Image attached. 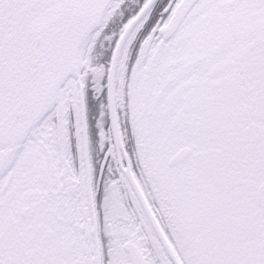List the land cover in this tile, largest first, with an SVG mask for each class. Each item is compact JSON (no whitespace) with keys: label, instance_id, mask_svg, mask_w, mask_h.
<instances>
[{"label":"snow or ice","instance_id":"snow-or-ice-1","mask_svg":"<svg viewBox=\"0 0 264 264\" xmlns=\"http://www.w3.org/2000/svg\"><path fill=\"white\" fill-rule=\"evenodd\" d=\"M0 264H264V0H0Z\"/></svg>","mask_w":264,"mask_h":264}]
</instances>
